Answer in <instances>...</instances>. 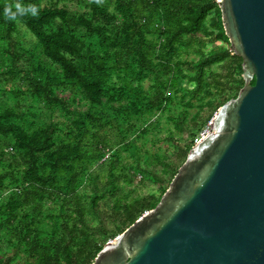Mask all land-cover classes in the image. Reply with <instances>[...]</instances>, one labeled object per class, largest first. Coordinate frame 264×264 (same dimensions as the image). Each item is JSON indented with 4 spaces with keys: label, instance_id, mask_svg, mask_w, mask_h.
Here are the masks:
<instances>
[{
    "label": "trees",
    "instance_id": "16d2710c",
    "mask_svg": "<svg viewBox=\"0 0 264 264\" xmlns=\"http://www.w3.org/2000/svg\"><path fill=\"white\" fill-rule=\"evenodd\" d=\"M17 3L37 15L6 19ZM241 73L217 0H0V264H90L157 204ZM174 100L186 141L167 157ZM137 175L156 190H122Z\"/></svg>",
    "mask_w": 264,
    "mask_h": 264
},
{
    "label": "water",
    "instance_id": "95a60500",
    "mask_svg": "<svg viewBox=\"0 0 264 264\" xmlns=\"http://www.w3.org/2000/svg\"><path fill=\"white\" fill-rule=\"evenodd\" d=\"M217 2L243 85L157 204L90 264H264V0Z\"/></svg>",
    "mask_w": 264,
    "mask_h": 264
},
{
    "label": "rangeland",
    "instance_id": "374dc122",
    "mask_svg": "<svg viewBox=\"0 0 264 264\" xmlns=\"http://www.w3.org/2000/svg\"><path fill=\"white\" fill-rule=\"evenodd\" d=\"M19 32L18 34H16L17 38L19 41H21L22 45L26 48H34L35 44H36V40L35 38L32 36V34L30 32H28L23 26L19 25ZM220 42L217 41L211 45H209L208 47H212L215 46L217 44H219ZM179 110V107L177 106L176 101L174 100L173 103L170 105V111L169 112H165L161 115V118L159 120V134L158 137L159 138H163L165 136L170 135V131L173 135V141L172 142V146H167L168 144L164 143L161 139L160 141V153L163 156H167L169 152L172 150V148H176V150L182 148V146L184 145V142L186 141V134H184L183 136H180L179 132L177 131V129L175 127H173V125L168 122L166 120L167 116H173L174 114H177ZM195 111V107L194 108H190L189 109V113L188 115H191L193 112ZM215 113V112H214ZM44 114V113H42ZM214 115V114H213ZM212 119V118H211ZM211 123V120H209L204 126L203 128L198 132L197 136L195 137V139L200 140L201 139V134L205 131V130H209L211 131V128L209 127ZM169 130V132H168ZM156 139V138H155ZM195 139H194V143H195ZM159 140V139H157ZM152 142L151 141H147L146 147H148L150 149V151H153L154 148L151 146ZM149 151V150H148ZM139 175H137V177L133 180V184L130 186H128L127 184H122V190H128L131 191V194L133 196H143L149 192L155 191L157 188V185L148 181L147 179H142V178H138ZM168 177H166L167 179ZM112 240V239H110Z\"/></svg>",
    "mask_w": 264,
    "mask_h": 264
},
{
    "label": "clouds",
    "instance_id": "9594fccd",
    "mask_svg": "<svg viewBox=\"0 0 264 264\" xmlns=\"http://www.w3.org/2000/svg\"><path fill=\"white\" fill-rule=\"evenodd\" d=\"M96 3H100L101 0H95ZM27 13H31V15L36 16L38 13V9L35 6H29L27 8L22 7L19 3L15 5V11H13L12 7L5 8V17L9 20H15L18 15H25Z\"/></svg>",
    "mask_w": 264,
    "mask_h": 264
},
{
    "label": "built area",
    "instance_id": "2783aa9c",
    "mask_svg": "<svg viewBox=\"0 0 264 264\" xmlns=\"http://www.w3.org/2000/svg\"><path fill=\"white\" fill-rule=\"evenodd\" d=\"M211 124V123H210ZM209 124V125H210ZM209 132V130H205L202 134H201V138H203L207 133ZM199 140L198 139H195V143L198 142Z\"/></svg>",
    "mask_w": 264,
    "mask_h": 264
}]
</instances>
